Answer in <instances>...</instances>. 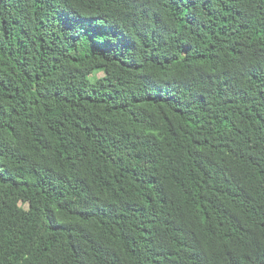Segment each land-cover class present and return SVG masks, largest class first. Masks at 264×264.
<instances>
[{
  "label": "trees",
  "instance_id": "obj_1",
  "mask_svg": "<svg viewBox=\"0 0 264 264\" xmlns=\"http://www.w3.org/2000/svg\"><path fill=\"white\" fill-rule=\"evenodd\" d=\"M0 264H264V0H0Z\"/></svg>",
  "mask_w": 264,
  "mask_h": 264
},
{
  "label": "rangeland",
  "instance_id": "obj_2",
  "mask_svg": "<svg viewBox=\"0 0 264 264\" xmlns=\"http://www.w3.org/2000/svg\"><path fill=\"white\" fill-rule=\"evenodd\" d=\"M103 75V73L101 72V73H99V76H102Z\"/></svg>",
  "mask_w": 264,
  "mask_h": 264
}]
</instances>
